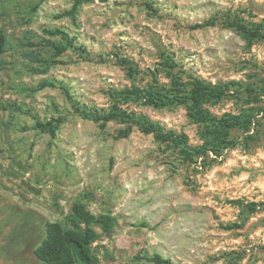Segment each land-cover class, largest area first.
Wrapping results in <instances>:
<instances>
[{
    "label": "rangeland",
    "instance_id": "374dc122",
    "mask_svg": "<svg viewBox=\"0 0 264 264\" xmlns=\"http://www.w3.org/2000/svg\"><path fill=\"white\" fill-rule=\"evenodd\" d=\"M226 11L255 21L264 0H0V264H41L34 251L45 223L66 224L76 201L116 219L109 231L95 227L96 264H155L146 257L156 253L173 264H264V114L233 130L228 146L189 160L136 126L119 136L127 124L78 110L115 103L184 133L189 145L207 143L184 104L157 108L111 93L153 82L151 72L169 87L172 61L183 82L260 84L261 40L249 43L222 17L195 28ZM57 28L67 40L48 32ZM251 105L232 91L204 108L220 117ZM57 117L53 135L36 127ZM237 200L259 207L247 213Z\"/></svg>",
    "mask_w": 264,
    "mask_h": 264
},
{
    "label": "trees",
    "instance_id": "16d2710c",
    "mask_svg": "<svg viewBox=\"0 0 264 264\" xmlns=\"http://www.w3.org/2000/svg\"><path fill=\"white\" fill-rule=\"evenodd\" d=\"M81 0H77L79 4ZM76 7V4L74 5ZM222 17L224 25L240 33L249 43L254 40H261L264 44V17L258 20L246 21L238 14L230 11L221 12L208 17L204 22L197 23L195 28L212 26ZM48 32L51 35H60L63 39H68V35L62 29H55ZM55 49L60 50L59 45L54 44ZM6 50V38L0 30V54ZM124 63L132 68V63L123 59ZM168 70L165 76L170 78V85L159 84L155 73L151 72L153 82H148L144 86L126 87L120 91L112 92L111 96L116 99L132 100L140 104L153 107H165L170 105L184 104L187 106L189 117L194 122L202 123L206 126L205 135L210 140L204 145L192 146L187 141L184 133H176L172 129H165L157 121L149 119L147 116L122 109L119 105L113 104L108 109L78 107L84 117L100 122L105 125L108 121H119L127 124V130L119 136H126L132 126L146 134H152L159 142L172 144L178 148L179 152L189 160L193 156H204L208 150L218 152V148L231 144V132L235 129L249 130L256 123L257 116L264 114V76L261 83H242L240 81H228L225 83H211L201 77L191 76L186 82L177 73L173 72L175 64L173 61L167 65ZM233 88V89H232ZM235 90V91H234ZM66 94H68V91ZM237 94L244 93L247 103L253 105L243 109L240 113H225L218 117L212 115L204 108V104L216 101L229 92ZM61 116V115H60ZM62 117L41 121L36 120V127L40 130L54 134L56 127L62 122ZM210 145V148L207 146ZM239 205L247 213L255 212L259 204L237 200ZM116 224V219L108 212L95 214L91 212L84 203L76 201L71 206V214L67 218L66 224L59 221H48L44 227V238L35 248L34 254L41 261V264H96L97 255L92 251V243L97 239L96 226L103 231H109ZM239 223H233V227H240ZM227 228H232L228 225ZM148 261L155 264H173L170 259L162 257L156 253L146 257Z\"/></svg>",
    "mask_w": 264,
    "mask_h": 264
}]
</instances>
